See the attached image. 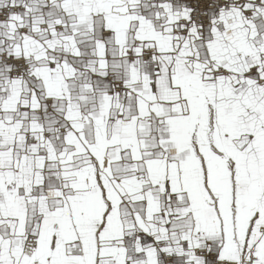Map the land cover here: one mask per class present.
I'll list each match as a JSON object with an SVG mask.
<instances>
[{
  "label": "snow or ice",
  "instance_id": "obj_1",
  "mask_svg": "<svg viewBox=\"0 0 264 264\" xmlns=\"http://www.w3.org/2000/svg\"><path fill=\"white\" fill-rule=\"evenodd\" d=\"M0 264H264V0H0Z\"/></svg>",
  "mask_w": 264,
  "mask_h": 264
}]
</instances>
